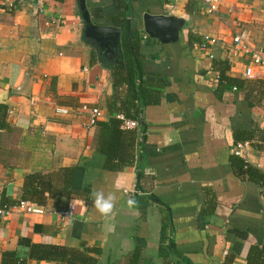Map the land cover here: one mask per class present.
<instances>
[{
	"label": "crops",
	"instance_id": "crops-1",
	"mask_svg": "<svg viewBox=\"0 0 264 264\" xmlns=\"http://www.w3.org/2000/svg\"><path fill=\"white\" fill-rule=\"evenodd\" d=\"M86 4L96 24L121 29V47L124 20L141 39L147 104L127 117L139 127L129 130L136 145L123 152L134 162L111 170L99 151V123L126 117V87L114 84L112 70L121 48L104 55L87 41L78 0H45L43 9L0 0V105L9 127L0 129V207L22 199L29 175L62 186V170H74L70 197L46 192L43 204L31 201L44 214L0 221V264L6 251L56 264L29 260L22 238L95 249L96 264H264V68L247 79L249 57L230 52L241 31L264 50V0H222L215 13L195 0ZM147 13L181 20L178 38L151 37ZM205 36L219 43L202 51ZM218 61H228L227 76L242 87L220 85ZM82 105L101 109L97 125L87 128V116L75 113ZM239 143L246 145L236 155ZM93 189L116 193L112 214L96 211ZM73 204V217L62 219L57 211Z\"/></svg>",
	"mask_w": 264,
	"mask_h": 264
},
{
	"label": "trees",
	"instance_id": "trees-1",
	"mask_svg": "<svg viewBox=\"0 0 264 264\" xmlns=\"http://www.w3.org/2000/svg\"><path fill=\"white\" fill-rule=\"evenodd\" d=\"M121 26L127 35L118 53L117 63L112 67L113 81L118 88L126 87V94L122 100L123 113L128 118H136L140 114V108L147 104L145 100V97H147L145 88L147 87L143 80V64L140 60L141 39L138 32L133 29L131 34L128 33L127 20L122 21ZM87 41L98 48L92 40L87 39ZM102 60V62H106L103 57ZM227 62H217L218 66L216 68L219 70L220 85L238 83L237 80L227 76ZM221 64L226 66V68H221L219 66ZM237 87H242L241 82L238 83ZM6 115L7 107L0 105V129L9 130L6 123ZM99 125L102 128L99 151L107 157L106 167L111 170H120L124 166L131 165L134 162V157L126 151L127 148H132L134 144L136 145V134L133 131L123 129L122 121L116 117L111 118L109 122H101ZM126 140L130 141L127 146L124 145ZM124 149L126 154H123ZM62 173H64L62 186H59L58 183L56 184V182L41 173L29 175L23 187L21 200L43 204L46 192H54L55 194L70 197L74 170L63 169ZM20 244L29 249V260L52 261L56 264H96V259L91 254L99 253V251L90 248L80 251L79 249L61 245L34 243L28 238L20 239ZM251 258L250 262H252ZM2 264H28V260L19 258L16 252L6 251L3 253Z\"/></svg>",
	"mask_w": 264,
	"mask_h": 264
},
{
	"label": "built area",
	"instance_id": "built-area-1",
	"mask_svg": "<svg viewBox=\"0 0 264 264\" xmlns=\"http://www.w3.org/2000/svg\"><path fill=\"white\" fill-rule=\"evenodd\" d=\"M34 1L37 3V5L40 6L41 9H43L45 0H34ZM195 1L205 6L209 13L217 12L222 4V0H195ZM218 43H219L218 38L212 36H205L204 42L201 44L200 47L202 51L210 50V47H214ZM233 45L234 48L230 50L233 56H239L240 54H243L245 56H248L251 61V64L245 69V73H244L245 77L247 79H256V77L258 76L257 69L264 68V50L262 49L257 50L249 44L248 33L246 31H241L233 37ZM210 57L212 59H215L214 58L215 56L213 54H211ZM217 80H219V75ZM57 112L61 114L72 113V111L67 108H59L57 109ZM10 113H12V111ZM75 113L81 115L85 114L87 116V120H86L87 128L97 125L103 116L101 109L97 107H89L88 105H82L81 107L77 108L75 110ZM117 118L120 121H122V127L125 130H134L139 127L138 121L130 120L122 114L118 115ZM245 145L239 143L235 148V154L241 155ZM75 210H76V205L73 204L68 209L57 211V213L62 219L72 218ZM23 212L28 214H44L45 210L43 207H40L35 203H32L31 201L20 200L18 203L14 205H6L0 207V221L7 219L8 217H10L15 213H23Z\"/></svg>",
	"mask_w": 264,
	"mask_h": 264
},
{
	"label": "water",
	"instance_id": "water-1",
	"mask_svg": "<svg viewBox=\"0 0 264 264\" xmlns=\"http://www.w3.org/2000/svg\"><path fill=\"white\" fill-rule=\"evenodd\" d=\"M85 23L84 34L94 41L104 55L116 54L121 48V29L114 26L96 24L87 8L86 0H78ZM145 30L151 37H160L166 42L175 41L181 27V20L165 15H144ZM130 28V22H129Z\"/></svg>",
	"mask_w": 264,
	"mask_h": 264
},
{
	"label": "clouds",
	"instance_id": "clouds-1",
	"mask_svg": "<svg viewBox=\"0 0 264 264\" xmlns=\"http://www.w3.org/2000/svg\"><path fill=\"white\" fill-rule=\"evenodd\" d=\"M90 196L93 207L100 215L107 217L112 214L117 200V195L115 192H106L103 189H93L90 193ZM136 203L137 202L131 198H129L127 201V204L130 208L135 207Z\"/></svg>",
	"mask_w": 264,
	"mask_h": 264
}]
</instances>
